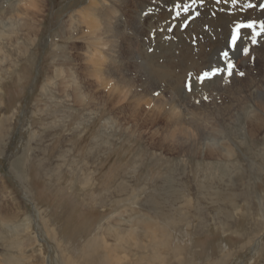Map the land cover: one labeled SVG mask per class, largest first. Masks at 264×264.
I'll return each mask as SVG.
<instances>
[{
  "label": "rangeland",
  "instance_id": "1",
  "mask_svg": "<svg viewBox=\"0 0 264 264\" xmlns=\"http://www.w3.org/2000/svg\"><path fill=\"white\" fill-rule=\"evenodd\" d=\"M29 1L0 0V264H264V0H103V61L97 2Z\"/></svg>",
  "mask_w": 264,
  "mask_h": 264
},
{
  "label": "bare ground",
  "instance_id": "2",
  "mask_svg": "<svg viewBox=\"0 0 264 264\" xmlns=\"http://www.w3.org/2000/svg\"><path fill=\"white\" fill-rule=\"evenodd\" d=\"M91 1V3L93 2V1H95V2H97V4H94V5H88V6H86V8H84V9H82V13L81 14H83L82 15V17H84L83 18V20L85 21L84 23L86 24V28H87V36H89V38L86 40L87 42H89V40H90V35L89 34H91V35H93L92 36V39H91V42H90V47H92V49L93 48H95V52L96 53H98V55H100V56H102V54L104 53V52H102V48L100 49V47L99 46H101L100 44H99V46H95L94 45V43H95V41L96 42H100L101 40H102V38H100L99 36L100 35H98L97 34V32L100 30V28H101V30L104 32V34L106 33L105 31H107V29L108 28H110L109 26V20L111 19L110 18V16H111V14H110V12H109V10H110V8H111V6L110 5H107L106 3H104L103 2V0H89V2ZM185 2V1H184ZM192 2H194V0L192 1ZM222 2V1H221ZM252 2H253V0H252ZM36 3H37V0H30L29 1V4L32 6V7H34L35 5H36ZM190 3V2H189ZM196 3V2H195ZM207 3V2H206ZM244 2H242V4H243ZM258 3V2H257ZM175 4V3H174ZM199 4V3H198ZM171 5V4H170ZM192 5H194V4H192ZM245 5V4H244ZM175 6V5H174ZM201 6V5H200ZM204 6V5H203ZM35 8V7H34ZM36 9H37V7H36ZM168 10H170V9H168ZM167 10V11H168ZM13 11H15V10H13ZM12 11V12H13ZM107 11V12H106ZM112 13V12H111ZM168 13V12H167ZM169 13H171V11L169 12ZM85 15V16H84ZM109 16V17H108ZM221 16V15H220ZM220 16H218V17H220ZM225 18V17H224ZM112 19H113V17H112ZM114 20V19H113ZM169 20V19H168ZM223 20V19H222ZM218 21V20H217ZM227 21V20H226ZM225 21V22H226ZM216 22V21H215ZM218 22H220V21H218ZM225 22H223V23H225ZM219 24V23H218ZM222 24V23H221ZM226 25V24H225ZM222 26H224V24L222 25ZM220 27V26H219ZM224 28H225V26H224ZM222 30H223V27H222ZM109 31V30H108ZM98 35V36H97ZM105 36V35H104ZM178 36V35H177ZM105 38V37H104ZM95 40V41H94ZM238 43V42H237ZM243 43V42H242ZM103 46H105L104 44H105V42L104 43H101ZM107 44V43H106ZM109 45V44H108ZM108 45H106V46H108ZM112 46V45H111ZM110 46V47H111ZM244 46V45H243ZM212 47V46H211ZM215 47V46H214ZM230 47V46H229ZM111 49L113 50V48L111 47ZM227 49V48H226ZM234 51V50H233ZM240 51H241V49H240ZM231 52V51H230ZM102 53V54H101ZM111 54V53H110ZM232 54H233V56H234V53L232 52ZM138 57V56H137ZM102 61L103 60H105V58L102 56ZM190 58H191V56H190ZM100 59V58H99ZM192 59V58H191ZM97 60V59H96ZM99 61V60H98ZM182 62H183V60H182ZM178 63V62H177ZM103 64V63H102ZM139 64V63H138ZM179 64V63H178ZM99 65V64H98ZM97 65V66H98ZM191 67H193V66H191ZM198 68V67H197ZM99 71V70H98ZM104 72H106V70L104 71ZM97 73H99V72H97ZM102 73V72H101ZM255 73V72H254ZM104 74V73H103ZM164 76H167V73H162ZM109 78L110 77H112L111 75V73H109V74H106ZM160 74H158V76H159ZM160 78H162V76L160 75L159 76ZM168 77V76H167ZM166 77V78H167ZM103 79V78H102ZM111 79V78H110ZM233 85V84H232ZM232 90H234V89H232ZM227 92H229V91H227ZM231 93V92H230ZM183 94V93H182ZM184 94H185V92H184ZM187 99V98H186ZM188 104V103H187ZM258 110V109H257ZM253 114V113H252ZM257 116V115H256ZM249 118V117H248ZM251 118H252V116H251ZM254 118H255V114H254ZM257 118V117H256ZM251 123H252V121H251ZM253 124V123H252ZM254 125H256L255 123H254ZM257 127H259V126H257ZM256 128V127H255ZM209 141V140H208ZM205 146H207L208 144L207 143H205L204 144ZM128 236V235H127ZM117 239H119L118 237H117ZM92 247V246H91ZM112 252V251H111ZM117 258V257H116ZM112 260V259H111ZM117 260V259H116ZM112 262V261H111ZM66 263V262H65ZM68 263H70V262H68ZM110 263V262H109ZM70 264H72V263H70ZM117 264V263H116Z\"/></svg>",
  "mask_w": 264,
  "mask_h": 264
},
{
  "label": "snow or ice",
  "instance_id": "3",
  "mask_svg": "<svg viewBox=\"0 0 264 264\" xmlns=\"http://www.w3.org/2000/svg\"><path fill=\"white\" fill-rule=\"evenodd\" d=\"M233 2H235V0H233ZM177 7H179V5H177ZM248 7H253L252 5H248ZM262 8H264V5H261ZM185 11H188V8L185 6ZM241 29H255V22H250V23H244L241 22L239 24L236 25L233 36H232V46L235 49L237 46V42L241 39H244L245 37H243L241 35ZM261 31H264V24L261 25ZM255 42V41H253ZM244 54L247 55L249 52V49L244 48L243 49ZM223 56L226 58V63H227V75L231 76L232 73V69L235 67V65L228 59L229 57V53L228 52H224ZM223 69H211L210 71H205L204 73H202V75L199 77V80L201 83H203L205 81V79L211 80L213 77L222 74ZM240 76H243L244 73L243 72H239L238 73ZM188 89L191 90V82L189 81L188 85H187Z\"/></svg>",
  "mask_w": 264,
  "mask_h": 264
}]
</instances>
